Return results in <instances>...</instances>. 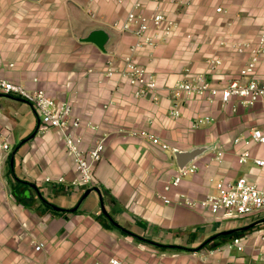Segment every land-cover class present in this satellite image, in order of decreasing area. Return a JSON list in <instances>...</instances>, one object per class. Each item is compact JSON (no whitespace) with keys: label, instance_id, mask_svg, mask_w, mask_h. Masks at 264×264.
Here are the masks:
<instances>
[{"label":"crops","instance_id":"1","mask_svg":"<svg viewBox=\"0 0 264 264\" xmlns=\"http://www.w3.org/2000/svg\"><path fill=\"white\" fill-rule=\"evenodd\" d=\"M132 1L0 0V77L71 102L84 123L85 147L107 136L94 185L72 186L75 163L60 133L47 129L22 98L0 93V130L10 145L0 170V264H109L111 259L123 264H264V224L242 236L244 252L225 250L230 240L201 251L172 249L199 248L215 235L264 219V213L225 217L165 204L161 198L176 201L180 193L202 198L217 193L219 182L241 177L264 188V168L238 162L245 149L264 158V144L235 143L252 129L264 132V104L246 108L237 101L222 106L191 98L182 103L181 116L173 118L166 90L200 73L220 85L239 77L248 53L238 55L233 46L256 41L264 32V0H164L165 13L178 23L176 33L136 55L163 89L157 104L135 98L119 77H105L107 62L123 67L135 42L132 33L120 29ZM152 5L147 1L146 13ZM217 7L223 12L217 13ZM93 29L108 33L105 51L81 41ZM210 59L222 61L217 70H209ZM263 73L264 56L250 78ZM198 117L209 119L194 128ZM135 132L155 135L170 149ZM204 145L215 148L193 162L198 171L165 193L179 169L174 152ZM218 149L221 161L215 159ZM61 177L66 183H58ZM17 179L31 184V191L16 193ZM20 196L29 199V206L20 203ZM37 241L45 244L43 250H35Z\"/></svg>","mask_w":264,"mask_h":264},{"label":"built area","instance_id":"2","mask_svg":"<svg viewBox=\"0 0 264 264\" xmlns=\"http://www.w3.org/2000/svg\"><path fill=\"white\" fill-rule=\"evenodd\" d=\"M147 1L153 4L149 13L145 12ZM164 2V0L132 1L120 29L123 32L132 33L135 42L124 59L123 67L116 66L110 60L105 69V77H119L126 81L133 88L135 98L146 99L155 104L160 102V92L163 89L156 75L136 61V55L145 48H158L167 43L176 33L178 23L165 13ZM217 12L222 13L223 8L218 7ZM233 47L238 55L248 53V58L240 70L239 77L221 85L211 81L204 73L177 81L174 85L166 88L168 99L171 102L170 116L179 118L182 103L191 98H199L208 102L218 101L222 106L232 105L233 101H237L239 105L246 108L254 107L259 103L264 104V73L260 77L250 78L256 73L261 57L264 56V32L257 36L256 41H238ZM221 63L220 59L207 61L210 71L217 70ZM0 93L22 98L34 108L40 121L47 129H56L60 133L65 149L75 163L77 178L71 183L72 186L91 187L94 185V168L104 157L107 136L102 135L92 146L85 147V139L81 133L84 123L79 116L74 114L71 102L59 101L50 97L43 89H29L25 85L0 77ZM208 119V117H198L194 121L193 127L199 128ZM86 127L93 131L98 129V126L92 123H87ZM133 134L139 135L143 139H149L164 150L170 149L167 143L162 142L155 135L146 132ZM241 142H245L247 145L252 142L264 144V132L260 129H252L247 138L240 137L235 140L236 144ZM9 151L10 145L0 130V170ZM222 157L223 151L218 149L215 159L221 161ZM249 161H252L257 168H264V158L254 157L249 149L241 151L238 155L239 164H246ZM197 171L198 166L195 163L189 164L184 169H178L175 176L165 184L164 192L171 193L181 185L185 177L195 174ZM46 182H51V179L46 178ZM58 183H66V179L61 177L58 179ZM216 190L217 193L207 194L202 198H193L184 193L178 194L176 201L165 195H162L161 198L165 204L175 203L193 210H207L213 215L222 214L225 217H248L264 213V188L250 182L245 177L236 181L219 182L216 185ZM262 239H264V235ZM34 244L36 251L45 248V244L40 241ZM224 249L244 252L246 250L244 237L231 239L225 244ZM109 264L123 263L118 259H111Z\"/></svg>","mask_w":264,"mask_h":264},{"label":"water","instance_id":"3","mask_svg":"<svg viewBox=\"0 0 264 264\" xmlns=\"http://www.w3.org/2000/svg\"><path fill=\"white\" fill-rule=\"evenodd\" d=\"M33 1H36V0H33ZM81 41L93 43L100 50L105 51V46L107 45V43L109 41V35L103 29H93L89 32L88 36L81 39ZM214 148H215L214 145H204V146L194 147L188 151H175L174 157L176 159L178 168L184 169L186 166H188L189 164H192L199 157H201L202 155L212 151ZM91 191H92V189L87 191L84 196L86 197ZM56 209L59 210V208H56ZM102 209H103L104 213L107 215L104 205H102ZM107 216L116 226L119 227V225L113 221L111 216H109V215H107ZM259 224H264V219H261L260 221L254 222V223L246 226L244 229L249 230L250 228H253ZM234 232H235V230H228V231H224L218 235H215V236L211 237L210 239H208L207 241H205V243H203L199 247L198 250L203 249V247H205L207 244H209L212 240H215L216 238H218L220 235L227 236V235L233 234Z\"/></svg>","mask_w":264,"mask_h":264},{"label":"trees","instance_id":"4","mask_svg":"<svg viewBox=\"0 0 264 264\" xmlns=\"http://www.w3.org/2000/svg\"><path fill=\"white\" fill-rule=\"evenodd\" d=\"M30 188H33L31 184L17 179V185L14 187V190L18 194H23L25 192V190L31 191ZM19 201L23 205L29 206L28 203H27L29 201V199L27 197H21L20 196L19 197ZM42 201L44 202V204L47 207L52 208V205L47 203L45 200L42 199ZM258 227H259V225L255 226L253 228H250L249 230H245L244 227L239 228V229H235V232L233 234L227 235V236L220 235L218 238H216V240H212L209 244H207L205 247H203V249L206 248L207 246L211 245L212 243H215V242H218V241L220 243H222V242L231 240V239H233L235 237H242L245 234H248V233L256 230V228H258ZM129 234H131V233H129ZM136 238H138L139 240L145 241L144 239H142V238H140L138 236H136ZM160 247L163 248V249H169L170 248V246H167V245H160ZM172 249H174V250H185V251H201L202 250V249L198 250L199 248H186V247H180V246H173Z\"/></svg>","mask_w":264,"mask_h":264},{"label":"rangeland","instance_id":"5","mask_svg":"<svg viewBox=\"0 0 264 264\" xmlns=\"http://www.w3.org/2000/svg\"><path fill=\"white\" fill-rule=\"evenodd\" d=\"M217 8H218V7H217ZM216 11H217V9H216ZM217 13H218V12H217ZM213 244H214V243H213ZM213 244H212V245H213ZM215 244H216V243H215ZM215 244H214V245H215ZM202 250H203V249H202Z\"/></svg>","mask_w":264,"mask_h":264}]
</instances>
